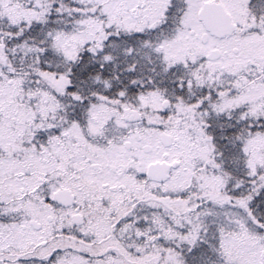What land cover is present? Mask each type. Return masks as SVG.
I'll list each match as a JSON object with an SVG mask.
<instances>
[{
  "label": "snow or ice",
  "instance_id": "1",
  "mask_svg": "<svg viewBox=\"0 0 264 264\" xmlns=\"http://www.w3.org/2000/svg\"><path fill=\"white\" fill-rule=\"evenodd\" d=\"M0 264H264V0H0Z\"/></svg>",
  "mask_w": 264,
  "mask_h": 264
}]
</instances>
